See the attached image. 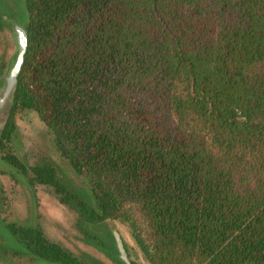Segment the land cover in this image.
Masks as SVG:
<instances>
[{"label": "trees", "instance_id": "obj_1", "mask_svg": "<svg viewBox=\"0 0 264 264\" xmlns=\"http://www.w3.org/2000/svg\"><path fill=\"white\" fill-rule=\"evenodd\" d=\"M25 13L1 159L77 222L125 225L147 264H264V0H25ZM23 110L91 203L12 152ZM4 227L41 261L88 264L37 226Z\"/></svg>", "mask_w": 264, "mask_h": 264}, {"label": "rangeland", "instance_id": "obj_2", "mask_svg": "<svg viewBox=\"0 0 264 264\" xmlns=\"http://www.w3.org/2000/svg\"><path fill=\"white\" fill-rule=\"evenodd\" d=\"M0 17L4 23L0 32L1 92L17 54L15 26L23 28L27 20L25 0H0ZM6 112L7 99L0 103V126ZM14 126L10 140L12 152L27 167L41 161L51 164L61 183L91 203L84 180L60 156L52 136L36 113L32 110L16 113ZM4 220L39 227L49 240L88 264H116L121 257L147 264L125 225L117 221L77 222L73 208L60 203L48 188L29 186L25 176L1 159L0 152V264H48L29 254L18 240L10 236ZM116 239H119L123 253Z\"/></svg>", "mask_w": 264, "mask_h": 264}, {"label": "water", "instance_id": "obj_3", "mask_svg": "<svg viewBox=\"0 0 264 264\" xmlns=\"http://www.w3.org/2000/svg\"><path fill=\"white\" fill-rule=\"evenodd\" d=\"M15 34H16V42H17V54L15 61L13 65L11 66L9 73L5 77V84L2 88V91L0 93V103H2L5 99H7L10 95V93L13 90V87L15 85L16 78L20 72L24 55L26 52L27 42H26V32L25 30L20 26H15ZM118 246L123 253V250L121 249L120 241L117 239Z\"/></svg>", "mask_w": 264, "mask_h": 264}]
</instances>
